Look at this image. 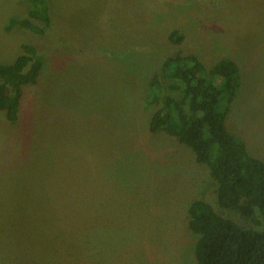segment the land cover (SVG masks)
<instances>
[{
    "label": "rangeland",
    "instance_id": "1",
    "mask_svg": "<svg viewBox=\"0 0 264 264\" xmlns=\"http://www.w3.org/2000/svg\"><path fill=\"white\" fill-rule=\"evenodd\" d=\"M48 1L46 35L0 34V64L21 43L44 58L18 122L0 111V264H198L196 199L262 229L260 217L219 207L208 166L151 133L155 108L144 102L167 58L193 54L208 68L232 59L242 83L227 130L264 162V0ZM27 2L0 0V28L6 14L26 17Z\"/></svg>",
    "mask_w": 264,
    "mask_h": 264
},
{
    "label": "trees",
    "instance_id": "2",
    "mask_svg": "<svg viewBox=\"0 0 264 264\" xmlns=\"http://www.w3.org/2000/svg\"><path fill=\"white\" fill-rule=\"evenodd\" d=\"M27 16H12L6 31L16 27L43 36L52 29L48 0H28ZM178 31L170 41L180 45ZM43 57L36 46L23 44L14 62L0 64V111L11 124L19 120L24 88L37 85ZM242 73L232 59L208 68L196 55L164 60L151 78L146 108H155L149 131L165 133L192 149L196 161L206 164L218 183L217 203L244 220H258L262 229L248 228L224 216L204 199L188 208L189 228L198 236V264H264V162L250 155L246 143L226 126L241 89Z\"/></svg>",
    "mask_w": 264,
    "mask_h": 264
},
{
    "label": "crops",
    "instance_id": "3",
    "mask_svg": "<svg viewBox=\"0 0 264 264\" xmlns=\"http://www.w3.org/2000/svg\"><path fill=\"white\" fill-rule=\"evenodd\" d=\"M28 3V2H27ZM21 8H23L22 6H19L17 9H14V11L16 12V13H20V9ZM21 14V13H20ZM7 16L6 17H9V18H11L12 16H11V14L10 15H8V14H6ZM9 18H8V20H9ZM8 20H7V22H8ZM7 23H5L3 26H2V28H0L1 30H0V34H3V33H14V32H16L17 30H15L16 28H20V27H16V28H14L13 30H11V31H6L5 30V25H6ZM23 44H26V43H21L20 45H17V46H15V48L17 49V50H19L20 49V51H21V48H22V45ZM16 51V50H15Z\"/></svg>",
    "mask_w": 264,
    "mask_h": 264
}]
</instances>
